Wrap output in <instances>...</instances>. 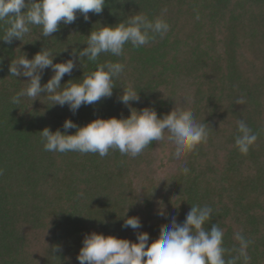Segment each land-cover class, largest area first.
Here are the masks:
<instances>
[{"label": "trees", "instance_id": "16d2710c", "mask_svg": "<svg viewBox=\"0 0 264 264\" xmlns=\"http://www.w3.org/2000/svg\"><path fill=\"white\" fill-rule=\"evenodd\" d=\"M139 12L165 20L167 34L140 48L126 44L121 57L101 54L90 62L77 55L76 67L61 80L62 87L80 82L97 63L119 61L125 69L111 98L82 105L75 114L53 105L46 93L34 102H11L29 79L10 76L14 58L32 59L48 48L57 54L54 63L66 62L73 49L87 46L92 30ZM89 17L77 12L52 37L30 25L22 41L0 40V264H79L83 239L93 231L132 242L148 232L150 245L162 225L173 217L182 224L192 205L205 204L213 209L205 228L218 224L224 231L225 258L238 256L239 232L251 241L250 264H264V0H106L102 13ZM6 27L0 22V38ZM53 75L46 69L42 85ZM128 84L140 100L125 106L119 97ZM239 98L245 103L236 104ZM176 101L209 125L206 142L179 161L166 140L153 141L135 158L119 150L105 157L44 150L39 132L45 127L63 132L67 119L84 126L97 118H126L130 107H154L163 116ZM241 119L258 134L247 154L235 145ZM130 216L141 219L140 229L122 227ZM237 264H244L242 257Z\"/></svg>", "mask_w": 264, "mask_h": 264}, {"label": "clouds", "instance_id": "9594fccd", "mask_svg": "<svg viewBox=\"0 0 264 264\" xmlns=\"http://www.w3.org/2000/svg\"><path fill=\"white\" fill-rule=\"evenodd\" d=\"M105 2L0 0V22L8 25L0 40L8 44L14 39L22 41L30 32V25L40 26L43 37H52L59 30L61 22L72 24L77 19V12L87 21L90 19L89 13H102ZM169 29L165 20L159 17L150 20L139 12L114 26L106 25L92 30L87 36V46L82 50L73 49L74 58L66 62L54 63L57 54L48 48H43L32 59H28L26 54L14 58L9 68L10 76L29 79L27 86L17 92L11 102L19 105L23 97L34 102L42 93H46L45 96L53 105H67L75 114L82 105H92L102 98H111L116 87L114 80L124 72L125 65L119 61L97 63L96 70L84 73L80 82L69 80L62 87V78L66 74L70 75L76 67L75 57L78 55L81 60L86 57L90 62H97L101 54L110 53L121 57L126 44L140 48L156 35L163 38ZM48 68L54 75L42 85L43 73ZM119 100L125 106H130L132 102H139V92L128 84L123 87ZM190 102L191 97H184V104ZM244 103L243 98L236 100V104ZM208 126L207 123L198 122L191 110H186L176 101L175 107L163 116L158 115L154 107L141 110L130 107V115L126 118H97L84 126L67 119L63 124V132L59 129L53 132L50 127H45L39 133L45 151L98 153L100 157L107 156L110 150H119L122 155L135 158L153 141L166 140L174 145L173 156L179 161L187 152L206 142ZM69 129H76L75 134H68ZM237 130L235 145L242 154H247L256 143L258 134L243 119L237 122ZM181 170L185 175L190 171L187 166ZM79 195L83 196V193ZM163 214L162 210L158 211V215ZM212 215L211 206L192 205L182 224L173 217L170 224L161 226L159 238L150 245L148 232H138V242H132L93 231L85 235L77 259L79 264H237V260L242 257L244 264H250L247 248L251 241L239 232L235 234L240 245L238 256L225 258L229 249L224 247L223 229L218 224H213L210 229L205 228ZM122 227L136 230L142 227V222L138 216H130L124 220Z\"/></svg>", "mask_w": 264, "mask_h": 264}]
</instances>
